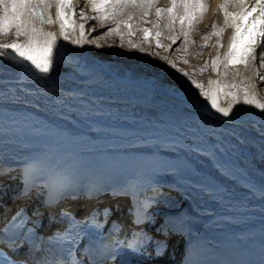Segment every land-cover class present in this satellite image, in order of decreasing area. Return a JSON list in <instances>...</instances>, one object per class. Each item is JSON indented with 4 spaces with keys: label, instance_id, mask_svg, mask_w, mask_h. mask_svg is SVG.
Returning a JSON list of instances; mask_svg holds the SVG:
<instances>
[{
    "label": "bare ground",
    "instance_id": "obj_1",
    "mask_svg": "<svg viewBox=\"0 0 264 264\" xmlns=\"http://www.w3.org/2000/svg\"><path fill=\"white\" fill-rule=\"evenodd\" d=\"M81 1L68 0L71 22L77 26L81 24L75 8ZM170 1L174 7L161 3L158 8H174L182 15L188 31L183 49L190 51L197 39L200 45H211L216 64L215 71L212 67L207 74L208 93L217 106L228 108L238 93L244 95L241 87L249 98L258 100L255 78L261 69L256 67V55L264 47V37L256 38L255 58L247 66L240 62L242 49L238 48L248 17L237 33L236 65L227 58L233 18L242 10L250 12L254 0ZM47 2L48 17L55 21V0ZM153 2L143 7L130 3L128 14L152 8ZM156 14L150 13L152 24ZM65 17L61 10V19L71 28ZM32 24L54 33L56 44L48 73L2 55L12 49L0 50V203L19 199L20 182L32 176L25 167L38 155L51 148L81 154L108 165L120 192L102 203L118 201L115 211L127 210V230L139 240L119 264H264V118L257 116L264 109L241 101L224 117L215 108L188 105L157 87L128 92L93 83L100 70L88 52V39L83 34V43H72L81 39L83 28L74 27L65 40L58 23L41 24L33 16ZM233 84L237 87H225ZM247 152L251 165L246 163ZM35 192L18 202L51 213L40 206L43 196ZM171 192L183 200L182 208L152 223L153 213H162L172 204L165 196Z\"/></svg>",
    "mask_w": 264,
    "mask_h": 264
},
{
    "label": "rangeland",
    "instance_id": "obj_2",
    "mask_svg": "<svg viewBox=\"0 0 264 264\" xmlns=\"http://www.w3.org/2000/svg\"><path fill=\"white\" fill-rule=\"evenodd\" d=\"M105 1L83 0L75 8L76 20L83 25V34L88 39V52L95 58L94 65L100 70L97 75H94L93 83L109 88L124 89L128 92L152 91L157 87L170 97L187 102L188 105L199 104L208 110L212 109L208 103V97L201 95V91L208 93L207 74L211 71L213 60L216 61V58L210 54L211 45L209 43L200 45L199 39H197L198 43L193 40L190 51L183 49V42L186 41L185 36L188 31L185 29L182 15L174 8L161 15H158L157 11L161 3L170 8L173 6L172 2L170 0H154L152 8L145 6L143 10L136 11L133 15L128 14L130 10L127 7L130 3L117 10L115 14L98 13L93 10V3L108 4ZM113 1L121 2V0ZM0 10H2L1 5ZM152 12L153 14L157 12L155 24L151 23L150 13ZM81 13L86 18H82ZM124 16L130 18H124ZM198 25L192 27L197 28ZM89 28L92 29L90 32ZM207 28L210 27L207 26ZM3 31L5 32L0 34V44H19L26 38L24 35L17 37L15 29ZM174 35L178 39L174 40ZM191 39H195V37ZM181 47L183 50L180 49ZM256 61V67L261 69V73L255 78L257 98L258 101L263 102L264 47L257 53ZM193 81L200 84L202 88H197ZM258 114L260 119L264 118V115H260L259 112ZM165 196L172 201V204L165 207L162 213L152 214V217H155L152 221L154 224L157 221L158 223L162 222L160 217H165L177 210L176 208H182L183 200L177 193H165ZM174 241L178 243L176 240ZM16 258H20V256H16Z\"/></svg>",
    "mask_w": 264,
    "mask_h": 264
},
{
    "label": "snow or ice",
    "instance_id": "obj_3",
    "mask_svg": "<svg viewBox=\"0 0 264 264\" xmlns=\"http://www.w3.org/2000/svg\"><path fill=\"white\" fill-rule=\"evenodd\" d=\"M146 2L150 0H139V4H135V0H121L119 3L103 4L93 3L92 7L95 12H106L109 14H115V12L123 7L128 6L129 3H133L134 6L143 7ZM56 4V20L52 21L46 12V9L51 5L48 4L47 0H0L2 10H0V31L5 29H15V35L19 37L24 35L26 38L23 42L16 44H0V50L13 49V52H3L2 55L11 58L14 62L23 64L28 67H34L39 69L41 73H48L52 63L53 46L56 44L55 34L52 32H43L41 29L35 27L32 24V17L37 18L41 24L44 23H58L60 27V36L67 40L68 32L74 27L83 28V25H74L71 22L72 5L68 0H55ZM221 10H224L225 5H220ZM61 10L66 14V19L69 21L71 28H67L65 20L61 19ZM158 12H168L170 9H158ZM251 12H255L256 15L252 16L248 24L243 25V32H248L250 39L244 45L241 50L240 62L245 66L253 60L254 50L256 47V38L258 36L264 37V0H257V6H254ZM250 12L241 11L233 18L234 31L229 43V53L227 58L230 60L235 52V43L237 41V33L241 30V21H244ZM82 18L84 17L81 13ZM227 23V14L226 20ZM251 25V29L249 27ZM216 25L213 24L215 30ZM147 31V29H145ZM243 32H240L243 35ZM83 33L81 39H73V44L83 43ZM216 61L213 60V71H215ZM227 67V65H226ZM193 83L197 88H202L200 84L195 81ZM210 84L214 83L209 81ZM218 83V82H215ZM227 88L237 87V85H225ZM241 92L244 95L237 94L238 98L234 99L229 104L228 108H220L217 106L215 98L210 93L201 91V95L207 96L211 101V107L215 108L217 113H223L224 117H229L235 104L242 103L244 105H254L256 109H264V103L249 98L246 94V89L241 87ZM264 115V113H261Z\"/></svg>",
    "mask_w": 264,
    "mask_h": 264
},
{
    "label": "water",
    "instance_id": "obj_4",
    "mask_svg": "<svg viewBox=\"0 0 264 264\" xmlns=\"http://www.w3.org/2000/svg\"><path fill=\"white\" fill-rule=\"evenodd\" d=\"M245 158H246V163H247L248 165H251V161H250V152H247V153H246Z\"/></svg>",
    "mask_w": 264,
    "mask_h": 264
}]
</instances>
